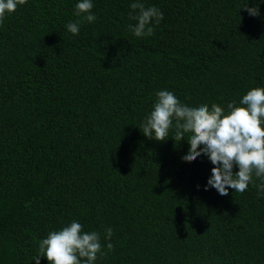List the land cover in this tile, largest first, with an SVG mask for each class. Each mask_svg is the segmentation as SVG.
<instances>
[{"label":"trees","instance_id":"1","mask_svg":"<svg viewBox=\"0 0 264 264\" xmlns=\"http://www.w3.org/2000/svg\"><path fill=\"white\" fill-rule=\"evenodd\" d=\"M78 2L28 0L0 25V264H36L74 220L100 234L94 264H264L257 187L205 190L214 165L181 159L175 121L165 141L140 130L160 90L227 112L264 87V0H141L164 16L143 38L134 0H92V23Z\"/></svg>","mask_w":264,"mask_h":264},{"label":"clouds","instance_id":"2","mask_svg":"<svg viewBox=\"0 0 264 264\" xmlns=\"http://www.w3.org/2000/svg\"><path fill=\"white\" fill-rule=\"evenodd\" d=\"M28 0H0V25L6 17L23 6ZM92 0H79L75 14L88 23L95 22L97 17L92 13ZM250 16H259V7L245 5L242 7ZM129 18L136 21L129 24V30L135 37L143 38L154 35V25L163 20V12L158 8L145 7L141 0L130 4ZM67 31L78 35L80 21L66 25ZM153 110L146 116L140 130L149 139L165 141L169 129L175 121L174 141H182L189 134L187 142L190 147L181 159L192 162L202 154L207 156L214 167L208 178L205 190L216 189L221 196H227L229 188L243 193L252 182L258 194L264 195V87H255L247 91L237 104L228 102L227 112L219 104L211 107L202 104L190 107L182 104L168 90L156 93ZM202 146V147H201ZM238 171L233 172V167ZM253 174L261 180L255 185ZM82 225L72 221L61 230L52 231L39 242V254L32 257L40 264L41 257H46L49 264H94L97 254L107 253L102 250L100 234L96 231L82 232ZM105 240L110 241L113 230L107 228ZM107 249H113L107 243Z\"/></svg>","mask_w":264,"mask_h":264}]
</instances>
